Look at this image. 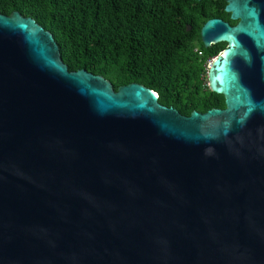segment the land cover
<instances>
[{
	"label": "water",
	"instance_id": "obj_1",
	"mask_svg": "<svg viewBox=\"0 0 264 264\" xmlns=\"http://www.w3.org/2000/svg\"><path fill=\"white\" fill-rule=\"evenodd\" d=\"M187 116L68 71L47 31L0 15V264H264V0H225Z\"/></svg>",
	"mask_w": 264,
	"mask_h": 264
},
{
	"label": "trees",
	"instance_id": "obj_2",
	"mask_svg": "<svg viewBox=\"0 0 264 264\" xmlns=\"http://www.w3.org/2000/svg\"><path fill=\"white\" fill-rule=\"evenodd\" d=\"M175 1L0 0V15L17 12L50 33L68 71L98 75L113 90L140 84L183 116L222 109L206 86L212 56L188 55Z\"/></svg>",
	"mask_w": 264,
	"mask_h": 264
},
{
	"label": "flooded vegetation",
	"instance_id": "obj_3",
	"mask_svg": "<svg viewBox=\"0 0 264 264\" xmlns=\"http://www.w3.org/2000/svg\"><path fill=\"white\" fill-rule=\"evenodd\" d=\"M227 4L225 0H180L175 1L177 23L180 25L181 39L186 41L185 48L188 47V55L197 56L211 55L207 61L219 55L226 43H213L209 41L207 46H203L199 37V28L208 20H219L228 27H234L238 20L228 18L229 13L223 11ZM187 52V51H185ZM210 64H207V67Z\"/></svg>",
	"mask_w": 264,
	"mask_h": 264
},
{
	"label": "built area",
	"instance_id": "obj_4",
	"mask_svg": "<svg viewBox=\"0 0 264 264\" xmlns=\"http://www.w3.org/2000/svg\"><path fill=\"white\" fill-rule=\"evenodd\" d=\"M210 63H211L210 61H206V65H207V64H210ZM206 65H205V66H206Z\"/></svg>",
	"mask_w": 264,
	"mask_h": 264
},
{
	"label": "rangeland",
	"instance_id": "obj_5",
	"mask_svg": "<svg viewBox=\"0 0 264 264\" xmlns=\"http://www.w3.org/2000/svg\"><path fill=\"white\" fill-rule=\"evenodd\" d=\"M205 69H207V65L205 66Z\"/></svg>",
	"mask_w": 264,
	"mask_h": 264
}]
</instances>
